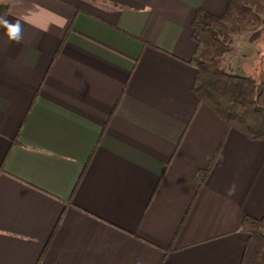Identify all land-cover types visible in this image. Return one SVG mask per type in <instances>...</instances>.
<instances>
[{"label":"crops","instance_id":"crops-1","mask_svg":"<svg viewBox=\"0 0 264 264\" xmlns=\"http://www.w3.org/2000/svg\"><path fill=\"white\" fill-rule=\"evenodd\" d=\"M229 1L0 0L24 29L0 26V264H242L264 141L199 102L189 63L197 10Z\"/></svg>","mask_w":264,"mask_h":264},{"label":"trees","instance_id":"trees-1","mask_svg":"<svg viewBox=\"0 0 264 264\" xmlns=\"http://www.w3.org/2000/svg\"><path fill=\"white\" fill-rule=\"evenodd\" d=\"M264 26V0H230L221 16L197 10L192 22L197 48L190 64L196 70L193 91L231 129L251 140L264 141V80L228 71L224 66L236 34H252ZM216 150L207 168L198 173L203 186L219 155ZM248 234L242 264H264V216H245Z\"/></svg>","mask_w":264,"mask_h":264},{"label":"rangeland","instance_id":"rangeland-1","mask_svg":"<svg viewBox=\"0 0 264 264\" xmlns=\"http://www.w3.org/2000/svg\"><path fill=\"white\" fill-rule=\"evenodd\" d=\"M261 30L262 33L256 38L253 47L247 45L250 35L243 33L233 36L230 43L231 50L225 57V68H229L231 65L233 70H236L235 73L253 75L259 80H264V29L262 28ZM233 61L234 64H232ZM244 64H249L246 71L238 68Z\"/></svg>","mask_w":264,"mask_h":264},{"label":"clouds","instance_id":"clouds-1","mask_svg":"<svg viewBox=\"0 0 264 264\" xmlns=\"http://www.w3.org/2000/svg\"><path fill=\"white\" fill-rule=\"evenodd\" d=\"M0 26L6 30V35L9 40L19 42L23 36V24L20 20L11 22L8 19L0 16Z\"/></svg>","mask_w":264,"mask_h":264}]
</instances>
